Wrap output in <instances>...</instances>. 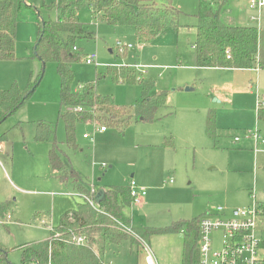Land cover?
<instances>
[{
    "label": "rangeland",
    "instance_id": "374dc122",
    "mask_svg": "<svg viewBox=\"0 0 264 264\" xmlns=\"http://www.w3.org/2000/svg\"><path fill=\"white\" fill-rule=\"evenodd\" d=\"M55 1L19 0L14 58L0 60V89L12 84L23 88L29 77L34 78L43 67L42 77L29 98L0 124V135L5 134L0 141V202L7 204L5 217L0 216V243L8 248L10 261L19 264L21 256L16 247L47 239L49 227L58 223L65 210L82 201L72 180L62 177L70 170L79 175L88 190L92 185L97 190L127 186L131 179L143 187L146 194L142 202L132 203L127 210L136 228H160L176 221L186 222L184 229L192 221L198 225L200 216L217 206L248 205V191L252 188L257 191L256 199L264 204V146H254V140L245 136L255 130L263 135L264 117H257L250 95L242 99L249 112L234 111L223 97H217L227 94L222 84L196 67L192 16L181 20L187 27L168 29L140 44L132 25L108 24L93 17L88 8L79 11V19L94 37L77 38L76 46L84 54L96 52L99 65L86 64L83 58L72 63L75 81L93 85L99 94L112 95L118 105L126 107V113L121 122L97 132L93 143L82 138V133H91L94 127L77 125V148L65 146L63 123L57 118L56 63L49 60L42 65L33 52L38 20L55 18V10H46L43 4ZM198 1L172 0V4L193 15ZM249 2L226 0L219 19L257 27L258 22L249 19L256 16ZM259 29L264 30V7ZM116 41L131 47H116ZM110 65L129 70L133 77L136 75L135 81H113L106 74ZM147 80L152 83L149 94L164 91L166 99L151 111L150 118L142 120L137 109L145 99L142 83ZM209 115L214 116L215 126L211 137L206 132ZM39 122L55 129L54 137L47 142L34 139ZM54 140L65 164L61 171L53 170L48 160ZM102 163L105 168L100 167ZM7 215L11 216L6 222L8 232L2 226ZM257 227L264 240V216L258 219ZM217 239L218 233H214L213 247L218 246ZM193 243V230L186 236L185 231L156 234L147 242L158 264H198L197 246L192 248ZM140 244L124 241L111 264H147Z\"/></svg>",
    "mask_w": 264,
    "mask_h": 264
},
{
    "label": "trees",
    "instance_id": "16d2710c",
    "mask_svg": "<svg viewBox=\"0 0 264 264\" xmlns=\"http://www.w3.org/2000/svg\"><path fill=\"white\" fill-rule=\"evenodd\" d=\"M225 5L226 0H199L197 12L189 15L175 7L172 0H56L50 4L44 3L46 10H55V18L38 20L39 30L33 52L42 65L49 60L56 63L59 77L57 118L63 123L65 146L77 148V125L94 123L107 128L121 122L126 113V107L118 105L112 95L99 94L93 85L87 86L84 84L86 82H82V88H76L80 82L75 81L71 64L81 61L85 55L76 46V39L94 37L79 19L80 10L88 8L93 17L108 24L132 25L140 44L151 41L168 29L177 31L181 27H187L188 24L181 23V20L192 16L195 18L196 66L264 69V30L221 21L219 17ZM18 8L19 0H0V60L14 58ZM42 72L43 67L34 78L29 77L23 88L12 84L6 89H0V124L29 98L37 87ZM106 74L113 81L133 82L136 79V75L134 78L123 67L113 68L110 65ZM142 85L145 99L137 109V114L142 120H146L150 118L151 111L164 103L166 93L160 91L149 94L148 89L152 87L150 80ZM213 122L214 116L209 115L206 132L210 137L215 133ZM54 135L53 126L42 122L37 124L34 131V139L40 142H47ZM4 136L5 134L0 135V141L4 140ZM56 150L54 140L48 150V160L53 170L61 171L65 164ZM62 177L65 180L71 179L82 194L89 193L75 171L70 170L69 175ZM94 186L93 206L84 201L76 202L74 208L65 210L58 223L49 228L50 236L47 239L16 247L21 256L19 264L28 261L36 264H107L104 261L106 250L111 247L117 250L124 241L147 244L148 239L156 234L185 231L186 236L190 230L194 231L192 248L195 247L198 237L196 221L188 223L186 229L183 228L186 222L182 221L160 228H136L131 225L127 213L132 204L128 186L111 185L98 190ZM259 202L264 205L262 201ZM6 205L0 202V216L3 218ZM3 223L2 226L8 232L7 223ZM7 253L8 248L0 243V264H16L8 259Z\"/></svg>",
    "mask_w": 264,
    "mask_h": 264
},
{
    "label": "built area",
    "instance_id": "2783aa9c",
    "mask_svg": "<svg viewBox=\"0 0 264 264\" xmlns=\"http://www.w3.org/2000/svg\"><path fill=\"white\" fill-rule=\"evenodd\" d=\"M249 7L256 10V16L253 20H258L259 10L264 5V0H250ZM116 47H123L120 41H116ZM130 48L131 45L124 46ZM83 61L86 64L98 66L96 52L88 53L83 56ZM258 69V67H255ZM82 88L80 83L76 87ZM255 106L257 111L264 110V94L256 91ZM80 108H75V110ZM94 128L93 132H84L82 137L93 142V137L97 132H104L107 128L104 125L91 124ZM254 140V146L264 145V137L259 130L250 133ZM258 151L257 148L254 149ZM95 162L92 161L93 167ZM100 167L105 168V164H100ZM130 196L132 203L140 204L146 191L143 187L131 179L129 185ZM94 193L93 185L89 189L88 194H82L81 198L89 205H94L92 194ZM250 203L246 206L226 208L225 206H217L215 209L203 213L198 221V237L197 251L198 264H264V240L258 234V219L264 216V205L256 199L254 188L249 192ZM10 215H7L3 222L10 220ZM50 228V227H49ZM218 233L217 247H213V234ZM142 248L145 252V261L147 264H158L153 251L146 243H143Z\"/></svg>",
    "mask_w": 264,
    "mask_h": 264
},
{
    "label": "crops",
    "instance_id": "0c3cea01",
    "mask_svg": "<svg viewBox=\"0 0 264 264\" xmlns=\"http://www.w3.org/2000/svg\"><path fill=\"white\" fill-rule=\"evenodd\" d=\"M263 7H264V5L260 8L259 13H258L259 18H258V20H256V22H258L257 28H259L260 14H261V10ZM255 13H257L256 10H255ZM252 17H255V15L250 16L249 19L252 21H255L252 19ZM262 25L263 24H260V27ZM195 61H196V58H195ZM196 67H198L200 70H202L205 74L211 75L212 77H216L218 79L219 83L222 84V89H224L223 91H225L227 94L225 96H222V94L221 95L217 94V97L220 100H222V97H223L225 99V102H227V104L232 105V106H230L232 110L240 111V112H242V111L243 112H249L250 110L245 105H242V99L245 96L250 95L253 97V106L255 108V112L257 114V117H261V116L264 117V110L263 111H257L256 106H255L256 91H258L260 93V89L261 88L264 89V69H259V68L258 69H256V68L235 69V68L206 67V66H204V67L203 66H196ZM259 132H261V131L259 130ZM263 135H264V133H263ZM1 149H2V145H0V150ZM255 152H257V151H255ZM92 169H94V167ZM262 192H264V190H262ZM248 193H249V191H248ZM53 226H55V225H53ZM50 227H52V226H50ZM122 244H120L117 247V250H114V247L113 248L111 247V249L106 250V252L104 254V261L107 264H111V259L113 258V256L115 254H117L118 248ZM113 251H115L116 253Z\"/></svg>",
    "mask_w": 264,
    "mask_h": 264
}]
</instances>
